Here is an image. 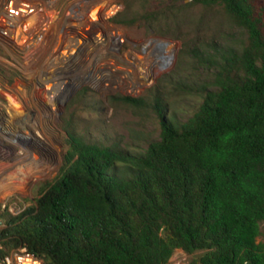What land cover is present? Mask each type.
Wrapping results in <instances>:
<instances>
[{
	"label": "trees",
	"instance_id": "1",
	"mask_svg": "<svg viewBox=\"0 0 264 264\" xmlns=\"http://www.w3.org/2000/svg\"><path fill=\"white\" fill-rule=\"evenodd\" d=\"M191 1L220 6L238 30L189 50L210 73L185 84L199 105L181 119L156 96L160 132L144 149L67 131L59 172L38 186L33 206H0V256L24 249L43 264H167L181 249L184 264H264V1Z\"/></svg>",
	"mask_w": 264,
	"mask_h": 264
},
{
	"label": "rangeland",
	"instance_id": "2",
	"mask_svg": "<svg viewBox=\"0 0 264 264\" xmlns=\"http://www.w3.org/2000/svg\"><path fill=\"white\" fill-rule=\"evenodd\" d=\"M10 2L33 9L14 18ZM237 32L223 8L191 0H0L1 209L33 206L38 186L59 172L67 131L144 149L160 132L156 96L166 115L190 116L202 98L185 84L195 88L210 73L189 50ZM168 54L171 67L155 76ZM88 69L94 80L68 86ZM189 259L176 249L167 264Z\"/></svg>",
	"mask_w": 264,
	"mask_h": 264
},
{
	"label": "built area",
	"instance_id": "3",
	"mask_svg": "<svg viewBox=\"0 0 264 264\" xmlns=\"http://www.w3.org/2000/svg\"><path fill=\"white\" fill-rule=\"evenodd\" d=\"M6 12L14 17L18 18L20 16H24L25 14L29 13L33 9L32 5H25V6H13L12 2H10L6 7ZM4 226V223L0 225V229ZM0 249H3L2 245H0ZM30 257L35 259V257H31L30 254H27L24 249H13L9 252L4 253L0 256V264H28L24 260V257ZM35 264H41L40 262L36 261Z\"/></svg>",
	"mask_w": 264,
	"mask_h": 264
},
{
	"label": "bare ground",
	"instance_id": "4",
	"mask_svg": "<svg viewBox=\"0 0 264 264\" xmlns=\"http://www.w3.org/2000/svg\"><path fill=\"white\" fill-rule=\"evenodd\" d=\"M172 58H173V54H168L166 56L163 57V61L162 63L158 66V69L156 70L155 72V76H157L158 74L160 73H163V72H167V70L171 67L172 65ZM80 68V67H79ZM88 68V67H87ZM82 69V68H81ZM92 69H88V70H85V72H79V73H76V76H77V79L75 82H70L69 81V84L68 86L69 87H74L78 84V81L77 80H80V79H83V80H88V81H92L94 80V76H92V74L90 73ZM79 71V70H78ZM84 71V70H83ZM75 73V72H74ZM74 75V74H73ZM74 77V76H73ZM149 83V82H148ZM11 102L13 103L14 105V108L17 109L18 107H16V101L14 99H11ZM16 111V110H15ZM17 112V111H16ZM21 122V121H20ZM30 126L29 123H27V121L24 119L23 122L21 123V127H23V129H27V127ZM27 153V152H26ZM28 156H30V154H28ZM29 165V164H28ZM24 260L26 262H28V264H35L37 263L34 259L30 258V257H27L25 256L24 257Z\"/></svg>",
	"mask_w": 264,
	"mask_h": 264
},
{
	"label": "water",
	"instance_id": "5",
	"mask_svg": "<svg viewBox=\"0 0 264 264\" xmlns=\"http://www.w3.org/2000/svg\"><path fill=\"white\" fill-rule=\"evenodd\" d=\"M3 223V221L2 220H0V225ZM31 256V255H30ZM31 257H33V256H31Z\"/></svg>",
	"mask_w": 264,
	"mask_h": 264
}]
</instances>
